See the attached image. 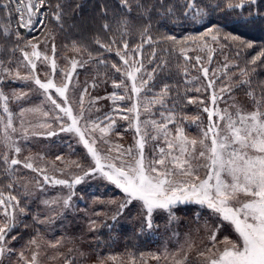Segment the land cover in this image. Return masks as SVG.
Returning a JSON list of instances; mask_svg holds the SVG:
<instances>
[{
  "label": "snow or ice",
  "instance_id": "6c2138e0",
  "mask_svg": "<svg viewBox=\"0 0 264 264\" xmlns=\"http://www.w3.org/2000/svg\"><path fill=\"white\" fill-rule=\"evenodd\" d=\"M125 4L127 0H124ZM260 0H224V11L241 10L245 8H256V11L249 12V18L259 16L257 8ZM187 3V11L185 15L191 14L194 21L199 22L208 13L204 9L197 8L195 0ZM15 5V11L20 15L19 24L21 27L31 29L38 21L36 18L42 15L41 9L45 6V0H7V2L0 4V7L7 9L9 14L12 11V6ZM212 8H220V4L216 3L210 5ZM171 11V9H169ZM57 19L59 16L57 15ZM127 24V21H123ZM104 27L107 29L108 25ZM219 33L220 29H213L210 27L208 35L213 31ZM148 29L145 28L144 33L147 34ZM7 32V30H5ZM19 38V34H17ZM174 43H178L175 37H168ZM188 39V38H186ZM213 41L218 39V36L211 37ZM227 39V37H225ZM233 41H238L239 38L232 36ZM147 42H151V37L148 36ZM33 51L31 56L39 60L43 58L45 62L49 60L46 54H42L37 50V45L29 42ZM97 43H100L97 41ZM101 44L106 52H112V44ZM246 47L251 48L253 45L250 42L240 41ZM141 46L133 49L128 48L125 41L123 44V51L117 49L115 54L123 61V72L125 80H130V87L121 80L120 83L114 82L115 88H124L125 95H117L112 93L111 99L113 101L132 100L133 97H139L141 92L146 88L148 80L138 78L137 74L141 72L143 65H139L135 59H130L133 53L139 52ZM54 51V49H53ZM183 51V49L181 50ZM211 51V50H210ZM264 57V51L260 52L253 58L251 63H255ZM24 59L27 64L31 66L32 71L36 69V64L33 59L29 58L27 52L24 53ZM199 62L200 57H197ZM211 60V57H209ZM103 62V61H101ZM2 67V65H0ZM77 62L72 61L71 70L63 73V82L57 84L52 79V76L57 71L56 61H51V73L45 74V80L42 81L38 75L21 76L19 71L15 72L13 76L12 70L4 68L3 72L9 77L17 80L34 81L41 91L43 100L41 105L30 108L21 109L19 115L23 117L24 112H33L40 114L44 118H51L58 122L59 132L70 133L78 137V142L83 143L91 155L94 166L79 175H71L69 179H59L55 176L46 174V169L34 166L31 158H26L23 162V167L39 172L44 183H51L53 185H62L67 187L70 192L66 198H63V206L69 207L72 196L75 192L72 191L76 185L81 184L87 177L99 175L107 180L116 188L120 189L125 196V199L119 202V209L116 216L122 214L123 210L133 201H139L142 209L145 211V223L147 228L151 229L152 215L156 210H165L169 213L170 219H175L172 209L178 204L195 203L202 207L211 210L212 213L220 218V223L211 232L209 237L212 242V248L208 251L211 255L207 256L208 264H264V110H261V105L264 100L256 101V108L251 112H243L242 109L236 107L235 115L229 110H221L218 107V100L221 98L215 92L210 97L212 107L205 106L203 111L207 113L208 126L202 129L201 138L189 139L185 134L184 128L177 122L176 116L169 112L167 116L162 117L164 122L156 120L144 121L145 125H151L157 133L152 136L153 141L160 139L162 136L166 147L159 148V159H154L145 162L143 155V148L145 146V138L147 132L141 135L138 141L139 156L132 159L125 157H132V149L119 151L120 146H117V154L111 156L109 154L102 155L95 147L97 137L93 135L99 132V138L105 140V136L110 132L116 121L111 115H105L102 121L86 119L85 109L83 106L84 94L87 89L81 93L80 109L74 112L73 107L68 98L70 85L72 84V72L76 69ZM112 67L121 72L122 68L113 64ZM227 67V66H225ZM205 77L208 76V69L202 68ZM151 79V74H148ZM3 77L0 76V81ZM240 83H247V81H240ZM214 81L209 80L208 87L212 88ZM95 87V85H93ZM54 89V92L52 91ZM200 91V89H196ZM230 87L220 89L221 93L230 92ZM132 95H128L127 93ZM168 92V86L165 85L157 96L148 101V104H163L164 97ZM253 96L252 92L248 93ZM12 99L19 102L28 96L27 93L16 94L13 92ZM99 99V98H97ZM190 103L196 101L190 100ZM201 104L204 101H200ZM10 97L0 89V109L4 115H0V125H3L4 138L3 141L8 148L15 153H20L21 148L16 145V141L10 134L17 131L13 126L14 113L10 109ZM50 105L49 110H44V105ZM117 111H119L117 109ZM126 113L135 114V127L138 134L141 133V121L139 119V105L136 101L132 103L130 108L124 110ZM144 111H149L145 105ZM217 119L214 120L213 118ZM128 120L129 115L122 117ZM185 119H187L185 117ZM84 121L83 127L80 122ZM199 120V117L192 118L193 122ZM70 121V123H69ZM220 121H224V128L221 129ZM177 122L175 128V135L172 134L168 125ZM104 126H101V125ZM46 129V133H39L32 131V135L46 134L53 136L57 133L52 130V125L47 122H42L36 125L29 124L24 126V121L21 119V133L24 138L29 135L30 129ZM105 142H107L105 140ZM210 142V143H209ZM197 145L200 150L197 157ZM112 149L109 148L108 153ZM170 158V160H169ZM193 158H201L206 161L203 167L206 169V175L203 179L196 174L197 168H193L191 160ZM5 164H9V171L11 166L19 165L22 162L19 159L12 158L9 162L7 154L2 157ZM60 160L61 157H57ZM77 168L81 165L73 162ZM63 172V170H61ZM177 176L180 178L177 179ZM11 187V185H9ZM15 202V204L13 203ZM45 205L55 204L56 201H45ZM116 203V201H112ZM19 207V201L15 196H8L5 198L3 192H0V211L5 217V222L0 223V255L6 251H10L6 246L8 244L7 237L9 233L16 227L17 221L15 218V209ZM10 209L12 211H10ZM20 213H24L23 208H19ZM227 222L233 226L235 233L238 234V240L232 241L227 237L217 244L216 236L221 230L222 225ZM43 223V221H41ZM15 240L16 237H11ZM35 244V239L31 241ZM22 255V254H21ZM203 255V254H202ZM36 253H33L31 264H35ZM114 259V258H113Z\"/></svg>",
  "mask_w": 264,
  "mask_h": 264
},
{
  "label": "trees",
  "instance_id": "16d2710c",
  "mask_svg": "<svg viewBox=\"0 0 264 264\" xmlns=\"http://www.w3.org/2000/svg\"><path fill=\"white\" fill-rule=\"evenodd\" d=\"M216 3L220 4V8L210 7ZM195 4L197 8L204 9L208 13L199 22L194 21L191 14L185 15L186 0H127L126 4L124 0H45V6L42 8L41 29L25 34L26 37L21 35L22 31H19L17 33L19 38L14 35L12 20L9 16L12 13L11 15L15 18L14 13L11 11L9 14L7 9L0 7V65H2L0 76L3 77L0 81V89L5 94H9L12 87L17 86L10 81L12 78L6 75L3 69L13 68L14 61L21 56L29 44L27 38L39 34L51 41L56 54H74L82 51L85 68L95 75L93 85L99 91L96 93L97 96L100 95L98 106L101 115L114 112L128 114L125 111L114 110L116 101L111 99L113 92L117 95L126 94L124 88L114 87V82L120 83L121 80H125L123 61L115 54L117 49L123 51L125 41L129 49L141 46L139 52L133 53L130 59L138 61L137 66L143 65L137 76L148 80L146 88L139 97L134 96L133 101H136V98L153 100L165 85L168 86L164 103L153 104L156 121L164 122L161 114L167 116L169 112H172L179 125L188 129L194 126L200 129L208 123L207 113L203 111V108L204 105H208L207 98L211 94L209 87L198 83L197 57H200V61L205 57H211L210 67L213 68V65H216L220 69L217 73L219 76L216 79L217 83L226 80L231 85V93L237 92L240 90L239 87L243 86L249 97L247 106H250V109L256 108V101L264 100V57L254 64L251 61L264 51V0H260L257 5L260 15L252 18H249V12L256 11V8L224 11V0H195ZM123 21H127V24ZM105 24L108 25L107 29L104 27ZM210 27L219 28V33L214 30L202 36ZM145 28L148 29L147 34L144 33ZM213 35L218 36L216 41L211 39ZM148 36L151 37V42H147ZM232 36L238 37L239 40L233 41ZM168 37H175L178 43H174ZM113 40L116 43L112 44V52H106L100 46L111 44ZM240 41L250 42L253 47L248 48ZM113 64L121 67L122 71L117 72L112 67ZM149 73L151 79H149ZM199 80L202 81V79ZM128 81L125 80V83L130 87ZM240 81H247V83H240ZM249 92H252L253 96H249ZM89 100L90 97L85 100L84 109L91 104L92 101L89 102ZM190 100L196 102L190 103ZM126 101L130 103L129 100ZM200 101L204 103L201 104ZM20 102L21 100L17 102L10 97V105L14 106ZM124 107L127 109L128 105ZM261 110H264V104L261 105ZM0 115H2L1 109ZM194 117H199V120L193 122ZM177 122L169 124V129L175 130ZM173 125L176 126L171 127ZM56 133L55 138L64 140L62 147L75 142L67 136L70 134ZM3 138L4 134L0 125V141H3ZM55 141L60 142L58 139ZM5 154L10 162L13 158L12 151L0 142V192H3L5 198L10 195L15 196L19 201L18 209H24V213L16 211L20 215L16 218V227L7 237L8 241L15 236L13 244L17 241L30 244L33 239L37 242L46 235L48 238L54 237L59 232L54 225L43 219V217L47 218L49 209L39 205L37 195L24 192V180L19 182L20 178L17 175L20 173L17 169L21 164L11 166L9 171V164H5L2 159ZM94 185L95 183L92 186H86L82 182L75 188L79 192L84 191L87 195L92 192L91 187ZM49 188L53 190L56 186ZM95 194L98 195L99 192L95 191ZM77 201L79 203V199ZM177 209L181 208L176 206L172 211ZM71 210L75 209L71 208ZM165 212L166 217H169L168 212ZM119 216L121 214L110 222L104 220L88 244H84L82 240L78 241L77 235H71L69 242H73V247L70 252L75 250L78 252L79 248L86 247V249L97 250L103 255H116L140 262L144 256L148 257L149 254L158 252V247L162 248L159 236L162 219H157L154 215L153 227L149 229L145 221L138 223L133 217L130 220H122ZM68 235L64 234V238ZM24 243L22 247H25Z\"/></svg>",
  "mask_w": 264,
  "mask_h": 264
},
{
  "label": "rangeland",
  "instance_id": "374dc122",
  "mask_svg": "<svg viewBox=\"0 0 264 264\" xmlns=\"http://www.w3.org/2000/svg\"><path fill=\"white\" fill-rule=\"evenodd\" d=\"M5 2H7V0H2V3ZM15 7V5L12 6V12L14 13L15 18L11 15L12 13L9 15L12 20V29L15 36H17L19 31L23 32H20L23 36L35 32L37 29H41L42 23L40 22H37L31 29L21 27L19 24L20 15L15 11ZM41 13L42 15L36 18L38 21H43V9H41ZM27 35H25V37ZM40 37L41 36L38 34L27 38V40L32 44L37 45V50L42 54H46L49 57V60L45 62L43 58L37 60L32 57L31 53L33 49L29 43L27 48L21 53V56L14 61L15 66L9 68L12 70L13 76L16 71H19L21 76L30 74L38 75L40 79L44 81L46 78L45 74L52 72L51 61L54 59L57 65V71L52 76V79L55 83L60 84L63 82V73L71 70L72 61H76L77 67L72 72V84H75V88L70 85L68 92L71 106L73 107L74 112L79 111L81 93L84 89H87V92L84 94L83 106H85V100L89 97V102H92L85 107V118L102 121L105 115L99 114L98 101L100 95L98 94L99 96H97L96 92L99 93V91L93 87V77L95 75H92L91 72L85 68V60L82 51L75 52L74 54H56L55 50L53 51L51 41H49L46 36ZM25 52L29 54V58L33 59V62L36 64L34 72L24 59ZM202 68L208 69L207 77H205ZM197 69L199 79H202L203 81L197 79L200 85H206L208 87L209 80L214 81V85L210 88L209 92L211 95L215 92L221 97L218 100V107L221 110L227 108L229 112L233 113V115H235L236 107L242 109L243 112H251L255 110V107L250 109V106H247L249 97L246 95L243 86L239 87L240 90L237 92H220L221 88H231V85L227 83L226 80H221L220 83H217L216 79L219 77L217 73L220 69L217 68L216 65H213V68H211L209 65V58L205 57L202 61L199 60ZM10 81L17 86L12 87L7 95L12 97L11 94L13 92L16 94H28L26 98L21 99L19 104L14 105L17 107L9 104L10 109L14 113L13 126L17 129L15 133H11L10 130L9 132L15 139L16 145L21 148V152L18 154L9 148L12 151V157L19 159L22 162L17 169L18 172H20L17 174L20 178L19 182L24 180V192L37 195V202L39 205L49 209L50 212L47 215V218L43 217V219L50 222L51 225H54V228L57 229L60 234L58 233L52 238H48V235H46L45 238L39 239L35 244L20 243V241L13 244V240H11L6 246L10 251H6L3 255H0V264H31L33 253H36L37 257L35 264H208L206 257L211 255L208 250L213 246L209 237L211 232L220 223V218L214 215L211 210L195 203L178 204L177 206L181 209L172 211L175 219H170L169 215V217H166L165 210H156L153 213L152 218L156 215L157 219H162L161 230L159 231L162 248L158 247V252L151 253L148 257L144 256L140 262L116 255H103L97 250L90 248L86 249V247L85 249L84 247L79 248L78 252L75 250L76 253L70 252L73 247V242H69L70 236L77 235L78 241L82 240L84 244H88L93 238L92 235L96 234L104 220H108L109 222L110 220L113 221L112 217L116 215L115 212L119 209V202L123 201L125 196L120 189L116 188L115 185L99 175H96L95 177L89 176L83 182L86 186H92L93 183H95V185L91 187L92 192L86 195L84 191L79 192L77 188H74L72 191L75 192V195L72 196L70 206L64 207L63 198H66L70 192L67 187L44 183L43 177L39 172L24 168L23 162H25L26 158H31L34 166L46 169V174L49 176H55L59 179H69L71 175L82 174L83 171L93 167L94 161L83 143L78 142V137L70 133L59 132L58 122L51 118H44L40 114L27 111L24 112L23 117L21 118L19 115L21 109H30L41 105L43 96L41 91L38 90V86L34 84V81H24L13 78ZM128 82L131 85V81L129 80ZM52 91L54 92V89ZM129 95H131V93H129ZM211 95L207 98V107H212L210 101ZM134 101L133 99L129 100L130 103H126V100L116 101L114 110L118 109L123 112L125 110L124 106L128 105V108H130ZM136 102L139 105L141 133L138 134L136 132L135 114H123L121 112H114L113 114L107 113V115H111L116 121L115 127L105 136L107 142L99 138V132L93 134L97 137L95 147L102 155L109 154L115 156L117 154V146H120L119 151H125L129 148L132 149V157H125L126 159L138 157V141L141 135L147 132L148 135L145 138L146 142L143 148L145 162L147 163L151 160L160 158L159 148L166 147L164 139L161 136L160 139L152 141L151 137L157 133L150 124L145 125L143 123L144 121L156 120L154 106L153 104L148 105V99L146 98L140 100L136 98ZM145 105L149 108V111L147 112L144 111ZM205 106L206 105H204V107ZM43 107L44 110L47 111L49 110L50 105L45 104ZM2 115H4L3 111ZM124 115H129L130 118L125 120L122 118ZM21 119H23L25 127L29 124L36 125L42 122H47L52 125L53 131L58 132V134H70L67 136L71 137L75 142L62 147V142L64 140L60 141L59 138H55V135L47 136L46 134H31L33 130L39 133H46V129L39 128L30 129L28 137L24 138L21 133ZM213 119L216 120L217 118L214 117ZM219 123L221 129H223L224 121H220ZM80 124L83 127L84 121L82 120ZM1 126L3 131V125ZM101 126L104 125L102 124ZM127 126L129 128H127ZM174 126L176 125L171 127ZM180 126L184 128V132L189 139L199 140L201 138L202 129H206L208 123L200 129L195 126L191 129H188L183 125ZM171 132L175 135V130H171ZM56 139L60 142L57 143V141H55ZM109 148L112 149L111 153H108ZM199 150L200 147L197 145V157ZM58 156L61 157L60 160L56 159ZM73 162L79 163L81 167L77 168ZM191 163L193 168L198 169L196 174L203 179L206 175V169L203 167L206 161L201 158H193ZM61 170H63V172ZM179 178L180 177L177 176V179ZM51 186H56V188L52 190L49 188ZM95 191H98L99 194L96 195ZM82 198L84 202L83 204ZM77 199H79V203ZM45 201H56V203L46 206L44 203ZM112 201H116V203H112ZM71 208H74L75 210H71ZM18 210V208L15 209V218H18L20 215L19 212H16ZM124 210L125 211L121 216H119L122 220H130L133 217L138 223L145 221L146 213L142 209L139 201H133ZM10 211L12 210L10 209ZM3 222H5V217L2 215V211H0V223ZM65 230L66 232H64ZM64 234L69 235L64 238ZM225 237L232 241L238 240V234L235 233L233 226L227 222L222 225L221 230L217 233V244L223 241ZM64 240L68 242H63ZM23 243L25 244V247L21 246Z\"/></svg>",
  "mask_w": 264,
  "mask_h": 264
},
{
  "label": "water",
  "instance_id": "95a60500",
  "mask_svg": "<svg viewBox=\"0 0 264 264\" xmlns=\"http://www.w3.org/2000/svg\"><path fill=\"white\" fill-rule=\"evenodd\" d=\"M26 3V2H25Z\"/></svg>",
  "mask_w": 264,
  "mask_h": 264
}]
</instances>
